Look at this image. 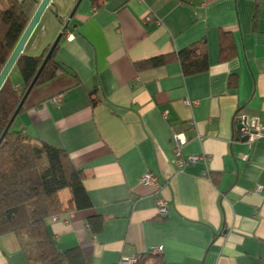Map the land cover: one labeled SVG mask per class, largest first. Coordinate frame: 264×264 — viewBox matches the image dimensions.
Masks as SVG:
<instances>
[{
    "label": "crops",
    "instance_id": "1",
    "mask_svg": "<svg viewBox=\"0 0 264 264\" xmlns=\"http://www.w3.org/2000/svg\"><path fill=\"white\" fill-rule=\"evenodd\" d=\"M42 29L25 54L48 44H41ZM223 33L234 47L226 62L219 57ZM201 41L206 73L183 77L178 63L137 69ZM56 58L66 72L33 89L13 129L64 150L83 173L91 208L47 221L59 250L91 247L92 264L158 248L164 264H264V0H102L98 10L82 0ZM242 117L261 126L251 144L236 139ZM174 134L185 141L183 159L206 162L177 168ZM146 174L157 188L140 184ZM59 198L67 209L69 190ZM158 199L167 202L165 217ZM91 216L103 223L95 236ZM34 258L31 243L0 238V264H38Z\"/></svg>",
    "mask_w": 264,
    "mask_h": 264
},
{
    "label": "trees",
    "instance_id": "2",
    "mask_svg": "<svg viewBox=\"0 0 264 264\" xmlns=\"http://www.w3.org/2000/svg\"><path fill=\"white\" fill-rule=\"evenodd\" d=\"M3 1L6 6L0 10V71L39 4V0ZM76 1L74 0V4ZM88 1L98 10L102 0ZM51 6L47 9L48 12L52 10ZM53 15L60 31L67 16L62 17L56 11ZM41 27L40 23L37 29ZM60 42L45 64L34 88L51 81L58 72H66L65 67L56 58ZM52 44L53 42L48 43L36 56L23 53L17 59L12 70L16 69L21 77V89L15 88L9 79L10 76L1 87L0 137ZM219 52L221 62H226L234 56L233 42L228 33L221 34ZM170 63L179 64L183 77L206 73L209 64L205 43L197 42L181 51L140 62L137 69H150ZM231 79V86L234 88L236 78ZM93 95L94 92L89 96L94 103ZM23 109L24 106L20 112ZM82 180V171L73 166L64 150L44 142L35 143L29 136L14 130L12 125L0 143V238L14 235L21 245L24 242L31 243L34 248V260L38 264H92L91 247L79 246L61 251L57 248L47 225L50 218L69 210L91 208ZM62 190H69L71 194L67 209H63L59 198ZM102 224V219L97 216L87 219V227L93 236L101 232ZM135 264L164 263L161 255L149 254L141 256Z\"/></svg>",
    "mask_w": 264,
    "mask_h": 264
},
{
    "label": "water",
    "instance_id": "3",
    "mask_svg": "<svg viewBox=\"0 0 264 264\" xmlns=\"http://www.w3.org/2000/svg\"><path fill=\"white\" fill-rule=\"evenodd\" d=\"M82 2V0H77L74 7L72 8L71 12L69 13L68 19L65 20V22L63 23L60 32L58 33L56 39L54 40L53 44L51 45L46 57L44 58L37 74L35 75L34 79L32 80L31 84L29 85V87L26 89L16 111L14 112L11 120L9 121L8 125L6 126L3 134L0 137V143L3 140L5 134L8 132V130L11 128V126L13 125L16 117L18 116L20 110L22 109V107L24 106L28 96L30 95V93L32 92L35 83L37 81V79L39 78L45 64L47 63L48 59L50 58V56L52 55L55 47L58 45V43L60 42V40L62 39L63 35L66 34L69 29H70V20L73 18L74 14L76 13V10L78 9L80 3ZM52 5V0H40L35 12L33 13L31 19L29 20L27 26L25 27L22 35L20 36L18 42L16 43L14 49L12 50L9 58L7 59L6 63L4 64L2 70L0 71V89L3 86V84L5 83L6 79L8 78L11 70L13 69L17 59L20 57V55H22L24 53V50L28 44V42L30 41L31 37L33 36V34L35 33L37 27L39 26L41 19L43 17V15L45 14V12L47 11V9Z\"/></svg>",
    "mask_w": 264,
    "mask_h": 264
},
{
    "label": "built area",
    "instance_id": "4",
    "mask_svg": "<svg viewBox=\"0 0 264 264\" xmlns=\"http://www.w3.org/2000/svg\"><path fill=\"white\" fill-rule=\"evenodd\" d=\"M145 21H149V18H146ZM185 105L188 107L192 106V104L188 101H185ZM163 116L165 118L167 114L164 113ZM261 137H262V133H261V126L259 120L257 118L242 117L238 123L236 139L251 144ZM172 141L174 144L172 152L176 160L177 168L192 166L199 161H204V163L206 162L207 159L200 156L190 157L187 158L186 160L182 158L180 148L185 143V141L182 139V135L174 134L172 136ZM140 184L144 187H155V188L158 187L156 177L151 174H146L145 176H143L140 180ZM259 190L260 188H256L255 192H259ZM156 206L159 217H165L169 210L167 202L163 199H158L156 201ZM162 251H163L162 248H158L154 250L153 253L161 254ZM139 258L140 257H135V256L124 257L121 259L119 264H135L139 260Z\"/></svg>",
    "mask_w": 264,
    "mask_h": 264
},
{
    "label": "rangeland",
    "instance_id": "5",
    "mask_svg": "<svg viewBox=\"0 0 264 264\" xmlns=\"http://www.w3.org/2000/svg\"><path fill=\"white\" fill-rule=\"evenodd\" d=\"M71 3L72 2L70 0H55V4H56L55 9H53L52 11L53 12L56 11V13L59 14L60 16L66 17V14L68 16L70 13V12L69 13L67 12V9H68L67 6L70 5ZM74 5H73V7H74ZM0 10H3V9L0 8ZM53 12L50 13V11L49 12L47 11L41 19V25L43 27V29L41 31L42 36L40 38L41 44L54 42V40L56 39V37L58 35V32L56 34L57 27H55L57 22H56L54 15H53ZM13 76H14V78L17 77V73H14Z\"/></svg>",
    "mask_w": 264,
    "mask_h": 264
}]
</instances>
